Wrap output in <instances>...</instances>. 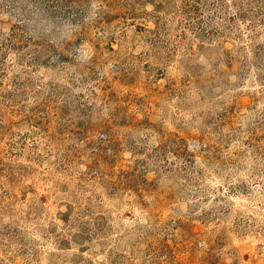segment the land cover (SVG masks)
<instances>
[{
	"label": "rangeland",
	"instance_id": "1",
	"mask_svg": "<svg viewBox=\"0 0 264 264\" xmlns=\"http://www.w3.org/2000/svg\"><path fill=\"white\" fill-rule=\"evenodd\" d=\"M0 264H264V0H0Z\"/></svg>",
	"mask_w": 264,
	"mask_h": 264
}]
</instances>
